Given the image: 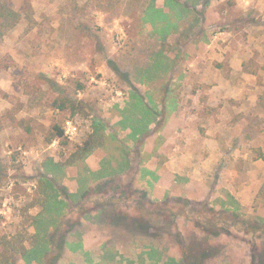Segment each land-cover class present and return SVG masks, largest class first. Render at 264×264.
<instances>
[{"label": "rangeland", "instance_id": "374dc122", "mask_svg": "<svg viewBox=\"0 0 264 264\" xmlns=\"http://www.w3.org/2000/svg\"><path fill=\"white\" fill-rule=\"evenodd\" d=\"M1 4L0 241H37L43 176L68 202L46 262L10 264H264V0Z\"/></svg>", "mask_w": 264, "mask_h": 264}, {"label": "trees", "instance_id": "16d2710c", "mask_svg": "<svg viewBox=\"0 0 264 264\" xmlns=\"http://www.w3.org/2000/svg\"><path fill=\"white\" fill-rule=\"evenodd\" d=\"M21 16L20 13L13 9L12 7L6 6L5 4L0 5V32L8 31L12 27H14L20 20ZM78 102L64 90H59V94H57L51 101V106L56 110H65L67 108L74 109L77 107ZM20 107L16 109L17 111L21 108L22 104L19 105ZM150 108L146 107L144 114L149 115ZM6 118L9 119L10 123L12 122L14 125L22 128L28 135L35 134L36 125L33 123L34 118L32 116L29 117H21L18 118L15 116L11 111L6 113ZM49 137L47 138V143H50L55 137L57 138H64L66 137L65 128L57 123L54 122L50 127H44L41 125L40 129H47ZM101 133L95 131V133L90 134L87 141L79 147L77 151L72 155V161L70 163H75L83 159L87 154L92 152L97 146L102 145L103 138L100 137ZM100 138V144L97 145V140ZM43 182L46 185L45 195V209L43 213H41L37 219L39 220V226L36 232L37 241L33 245L31 249H28L26 245L20 241L19 239L13 240L8 239L7 237H3L2 241H0V264H10V262L16 261L18 257H23L26 261L37 260L41 262H46V257L49 251L51 250L52 246V239H51V230L57 227L60 215L61 208L59 204L68 205L67 199H62L58 197L60 195L58 193V187L56 185V179L49 178L48 176H43ZM71 200L72 195L68 194ZM65 243L67 239L64 240ZM34 256V257H32ZM31 260V261H32Z\"/></svg>", "mask_w": 264, "mask_h": 264}]
</instances>
